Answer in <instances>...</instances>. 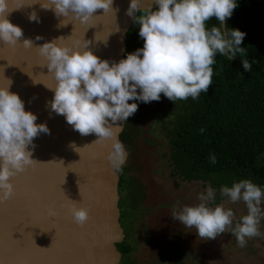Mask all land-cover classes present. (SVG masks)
I'll list each match as a JSON object with an SVG mask.
<instances>
[{
    "label": "clouds",
    "instance_id": "1",
    "mask_svg": "<svg viewBox=\"0 0 264 264\" xmlns=\"http://www.w3.org/2000/svg\"><path fill=\"white\" fill-rule=\"evenodd\" d=\"M36 3L58 17L72 16L81 23H88L98 9L114 11L113 0H34L31 4ZM9 4L10 0H0V40L16 45L24 35L23 29L8 19V14L21 6L10 8ZM236 7L237 0H131L126 14L139 25L144 44L119 62L102 60L88 48L90 41L83 49H73L57 40L44 43L38 47L39 52L47 59L48 74L56 82L54 87L44 83L54 90L51 111L63 115L81 135L96 134L98 139L93 143L111 140L108 160L120 169L126 150L118 139L123 127L116 122L127 121L138 110V104L129 101H159L161 94L172 101L196 99L212 85L217 53L230 61L237 54L246 56V48L241 47L246 33L239 28H225ZM213 17L219 24L209 27ZM29 19L38 21L39 17L33 11ZM22 44L30 48L33 41L23 39ZM252 64L243 59L245 70H251ZM7 81L6 86L0 85V202L13 196L12 178L38 162L29 149V145L35 148L34 138L50 134L47 124H37V115L25 109L20 95L9 90L12 81ZM204 131L200 129L201 134ZM72 147L77 149L74 144ZM209 160L215 164V154H210ZM220 196L229 203L243 202L246 214L237 220L233 208L216 203V190L209 185L198 194V203L182 207L177 204L172 216L186 228H194L201 239L231 232L238 245L245 247L248 239L261 235L264 188L251 179H241L222 186ZM70 201L69 215L75 224L84 226L90 219L89 209ZM47 212L49 216L57 214L51 206Z\"/></svg>",
    "mask_w": 264,
    "mask_h": 264
},
{
    "label": "water",
    "instance_id": "2",
    "mask_svg": "<svg viewBox=\"0 0 264 264\" xmlns=\"http://www.w3.org/2000/svg\"><path fill=\"white\" fill-rule=\"evenodd\" d=\"M33 2L10 0V8L21 7L9 13L8 19L24 35L16 45L0 40V85L6 86L10 79L9 90L20 95L25 109L37 115V124L46 123L50 134L34 138L35 148L29 145V149L38 162L12 178L15 192L0 202V264H120L116 243L121 240L115 233L120 224L119 181L108 160L112 141L93 143L96 134L81 135L63 115L51 111L54 90L45 84L54 87L56 82L38 47L57 40L83 49L90 41L88 48L102 60L119 62L134 21L126 14L131 0H113L114 11L98 9L88 23L72 16L58 17ZM33 11L38 21L29 19ZM23 39H31L33 46L25 48ZM70 199L89 209L90 219L84 226L75 224L69 215ZM50 206L56 208L55 216L48 215Z\"/></svg>",
    "mask_w": 264,
    "mask_h": 264
},
{
    "label": "rangeland",
    "instance_id": "3",
    "mask_svg": "<svg viewBox=\"0 0 264 264\" xmlns=\"http://www.w3.org/2000/svg\"><path fill=\"white\" fill-rule=\"evenodd\" d=\"M139 38L143 45V38ZM141 44L133 42L130 48L127 44L128 53ZM136 103V117L118 121L123 127L118 139L125 146L126 159L120 170L114 167L117 181L123 178L121 189L118 184L121 218L115 233L119 240L128 238L134 246L130 254L120 256V264H178L179 251L184 264H264V217L261 235L240 247L231 232L201 239L194 228H186L172 216L177 204L182 207L198 203V194L209 185L201 180H184L174 173L167 132L173 127L175 114L171 108L176 101L161 94L159 101ZM216 193L220 195V191ZM216 203L233 208L237 220L246 214L243 202L233 204L221 197ZM261 207L264 211V202Z\"/></svg>",
    "mask_w": 264,
    "mask_h": 264
},
{
    "label": "trees",
    "instance_id": "4",
    "mask_svg": "<svg viewBox=\"0 0 264 264\" xmlns=\"http://www.w3.org/2000/svg\"><path fill=\"white\" fill-rule=\"evenodd\" d=\"M214 24H219L215 17L209 27ZM225 28L246 33L241 47L247 54H237L230 61L217 53L208 92L196 99L177 100L171 108L175 117L167 133L174 173L187 181L201 180L218 191L241 179H251L264 188V0H237ZM137 31L139 25L133 21L127 33L129 48L133 42L141 44ZM127 54L128 47L124 58ZM244 58L253 63L251 70L244 69ZM210 154H215V164ZM119 187H123L122 176ZM220 199L218 195L216 202ZM116 244L122 255L134 250L128 238ZM180 255L179 251L178 264H184Z\"/></svg>",
    "mask_w": 264,
    "mask_h": 264
},
{
    "label": "bare ground",
    "instance_id": "5",
    "mask_svg": "<svg viewBox=\"0 0 264 264\" xmlns=\"http://www.w3.org/2000/svg\"><path fill=\"white\" fill-rule=\"evenodd\" d=\"M117 123V122H116ZM103 247H107V243L105 244L104 241H103Z\"/></svg>",
    "mask_w": 264,
    "mask_h": 264
}]
</instances>
